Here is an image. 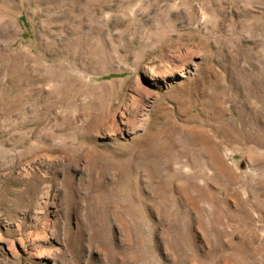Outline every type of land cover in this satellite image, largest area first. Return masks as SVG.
I'll return each mask as SVG.
<instances>
[{
    "label": "rangeland",
    "instance_id": "1",
    "mask_svg": "<svg viewBox=\"0 0 264 264\" xmlns=\"http://www.w3.org/2000/svg\"><path fill=\"white\" fill-rule=\"evenodd\" d=\"M0 264H264V0H0Z\"/></svg>",
    "mask_w": 264,
    "mask_h": 264
}]
</instances>
